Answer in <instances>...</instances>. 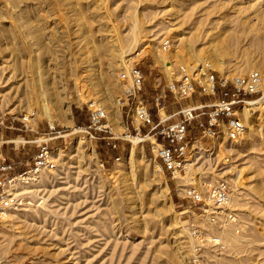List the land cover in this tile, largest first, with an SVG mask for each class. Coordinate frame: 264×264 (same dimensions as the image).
I'll use <instances>...</instances> for the list:
<instances>
[{"label":"rangeland","instance_id":"1","mask_svg":"<svg viewBox=\"0 0 264 264\" xmlns=\"http://www.w3.org/2000/svg\"><path fill=\"white\" fill-rule=\"evenodd\" d=\"M205 60L262 74L256 103L238 107L244 133L196 141L177 176L147 142L127 140L104 164L88 103L120 131L126 66L142 67L149 89L156 73L171 80ZM46 140L56 166L16 185L32 203L0 217V264H264V0H0V164L17 174ZM222 180L235 219L214 224L184 188ZM193 228L208 236L198 250Z\"/></svg>","mask_w":264,"mask_h":264},{"label":"built area","instance_id":"2","mask_svg":"<svg viewBox=\"0 0 264 264\" xmlns=\"http://www.w3.org/2000/svg\"><path fill=\"white\" fill-rule=\"evenodd\" d=\"M171 44L169 38L164 39L162 49L169 50ZM120 79L124 87L122 95L118 97V104L125 108L130 130L124 134V137L131 140L132 137L145 136L142 142H147L154 157L161 160L159 163L161 169L170 171L174 176L177 167L179 173L182 170L184 157L191 148H194L196 140L202 142L208 137L213 139L222 126L227 129L231 140L237 139L244 133L245 124L237 109L247 103L249 96L260 91L263 77L258 70L226 76L219 73L209 60H205L193 69L181 65L173 73L168 84V89L174 99L178 102L189 101L194 94H198L211 96L213 100L184 103L177 112L180 118L176 120H171L173 115L163 116L161 114L162 110L165 112L163 96H156L154 99L158 120L155 119L149 102L141 95L144 89L145 74L138 64L125 68L120 74ZM88 112L90 122L85 130L90 132L94 138H98L94 133H104L103 138L108 144L116 147L113 140L118 137H115L108 123L105 107L99 101L91 100L88 103ZM220 123H222L221 127ZM143 127H148L145 133L142 132ZM197 127L202 128L203 138L196 137L194 134L190 136L191 129ZM33 159L30 167L11 176L8 171L13 169V164L6 162V157L2 158L3 163L0 164L1 218H7L32 203L28 196L16 191V185H28L41 171L52 170L56 166L47 140L41 145ZM231 196V187L225 180L211 185L205 191L192 185L184 188V197L196 204L201 214L214 224H224L235 219V214L230 209ZM206 235L198 228L192 229L196 250L201 249L203 242L208 238ZM215 237H211L212 242L218 245L219 240ZM200 264L215 263L212 260H203Z\"/></svg>","mask_w":264,"mask_h":264},{"label":"crops","instance_id":"3","mask_svg":"<svg viewBox=\"0 0 264 264\" xmlns=\"http://www.w3.org/2000/svg\"><path fill=\"white\" fill-rule=\"evenodd\" d=\"M142 68V67H141ZM143 70V68H142ZM145 74V80H146V72L143 70ZM145 80H144V89L141 93L142 97L149 102V105L151 107L152 113L155 117L156 120H158V116L156 113V108L154 107V99L156 96H163L165 99V114L167 116L173 115L171 120H176L180 118V114H177V112L181 109L182 105L186 102L192 101V102H207V101H212L213 97L207 96V95H198L194 94L192 98L189 101H182L178 102L174 99L172 93L168 89V84L170 80L167 77H163L160 74H155L154 76V82L152 85H149V89L147 85H145ZM89 112H88V121L84 125L86 127L89 124ZM220 123V127H221ZM224 124V123H223ZM120 131H114L112 128V132L115 134V137L117 136L118 138L116 140H113V142L116 143V147H113L112 145L108 144L107 140L103 138L104 133L102 132H96L98 139L100 140L99 142L101 143V146L103 147V158H101L102 162L105 163H110L114 160H117L120 155H122L125 145L128 143L127 140L124 136L126 132H129V122L127 119H125L124 116L119 120V125H118ZM148 130V127H143L142 132L145 133ZM197 134H194L196 137L203 138L202 134V128L197 127L196 129ZM199 133V134H198ZM144 144V142H142ZM147 151L149 154H151V149L147 148ZM36 154V153H35ZM35 154L32 156V158L35 156ZM24 170V168H20V172Z\"/></svg>","mask_w":264,"mask_h":264},{"label":"bare ground","instance_id":"4","mask_svg":"<svg viewBox=\"0 0 264 264\" xmlns=\"http://www.w3.org/2000/svg\"><path fill=\"white\" fill-rule=\"evenodd\" d=\"M171 40V39H170ZM172 43V42H171ZM171 46H172V44H171ZM139 54V53H138ZM131 66H129V67H127L126 66V68H130ZM191 69H193V67H191ZM262 84H263V81H262ZM262 84H261V87H262ZM256 101L257 100H254V99H252V100H248L247 101V104L248 105H251V104H254V103H256ZM241 107H243V106H241ZM240 107V108H241ZM238 110H239V108L237 109V112H238ZM161 114L164 116L165 115V112L162 110L161 111ZM108 117L107 118H110V116H109V114L107 115ZM144 138H145V136H136V137H132L131 138V140H132V142H133V145H139L140 144V142L142 143V141L144 140ZM196 141H199V140H196ZM195 141V142H196ZM161 168V167H160ZM179 168L177 167L176 168V172H175V176H177L178 174H179ZM231 202H232V196H231ZM231 221H229V222H227V223H230ZM213 223V222H212ZM226 223V224H227ZM216 238V240H221V238L220 237H218V236H216L215 237Z\"/></svg>","mask_w":264,"mask_h":264}]
</instances>
